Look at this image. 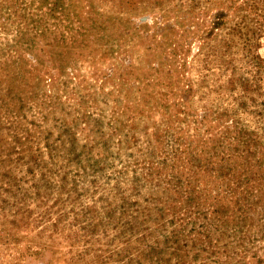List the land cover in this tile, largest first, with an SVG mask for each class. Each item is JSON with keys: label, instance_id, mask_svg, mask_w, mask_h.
Masks as SVG:
<instances>
[{"label": "rangeland", "instance_id": "374dc122", "mask_svg": "<svg viewBox=\"0 0 264 264\" xmlns=\"http://www.w3.org/2000/svg\"><path fill=\"white\" fill-rule=\"evenodd\" d=\"M0 264H264V0H0Z\"/></svg>", "mask_w": 264, "mask_h": 264}]
</instances>
